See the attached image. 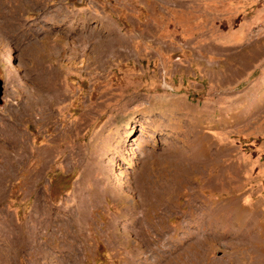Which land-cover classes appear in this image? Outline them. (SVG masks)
<instances>
[{
	"label": "rangeland",
	"instance_id": "1",
	"mask_svg": "<svg viewBox=\"0 0 264 264\" xmlns=\"http://www.w3.org/2000/svg\"><path fill=\"white\" fill-rule=\"evenodd\" d=\"M183 255L264 264V0H0V264Z\"/></svg>",
	"mask_w": 264,
	"mask_h": 264
},
{
	"label": "bare ground",
	"instance_id": "2",
	"mask_svg": "<svg viewBox=\"0 0 264 264\" xmlns=\"http://www.w3.org/2000/svg\"><path fill=\"white\" fill-rule=\"evenodd\" d=\"M102 27V30H101V32H102V34H106V35H112V31H111V29L109 28V27H107V26H105V25H103V26H101ZM9 134H8V136H9V142L11 143V144H13L18 150H20L22 147H23V142L25 141V136L23 135V133H21L20 132V128H19V126H17V125H14V124H11L10 126H9ZM198 140V139H197ZM202 146V145H201ZM199 148V147H198ZM199 150V149H198ZM201 151H203V149H202V147H201ZM201 153V152H200ZM203 160V159H202ZM203 163V162H202ZM38 201V200H37ZM40 201V200H39ZM43 202V201H42ZM237 204V203H236ZM235 205V204H234ZM230 206V205H229ZM236 208H237V206H236ZM46 209V208H45ZM224 209V208H223ZM222 209V210H223ZM58 210V209H57ZM57 210H52V209H48V212L47 213H43L42 215H40V216H38L37 217V219L39 220V224L41 225L40 227L43 229H47L48 227H52V228H55L54 229V231L56 232V234L55 235H57L58 234V232L59 231H61L62 230V228L65 226L64 225V222H66V219H64V216H63V214H61V212H59V211H57ZM44 211V210H43ZM227 211V210H226ZM234 210H232V212H233ZM237 211V210H236ZM236 211H234V212H236ZM246 211V210H245ZM220 212V211H219ZM222 212V211H221ZM239 212V211H238ZM241 212V211H240ZM240 212H239V215H240ZM236 214V213H235ZM39 215V214H38ZM71 215V214H70ZM222 215V214H221ZM238 215V214H237ZM244 214L242 213V216H243ZM247 214L245 213V216H246ZM241 216V215H240ZM240 216H237V217H240ZM241 216V217H242ZM248 220L247 221H245L246 223L244 224V225H246V227H247V225H250L251 226V224H253L252 222H251V224L250 223H248V221H250V219H251V214H248ZM224 217V216H223ZM227 218V217H226ZM236 218V217H235ZM229 219V218H228ZM247 219V218H246ZM37 221V220H36ZM68 221V220H67ZM232 221V220H231ZM235 221H237V220H235ZM241 221V220H240ZM252 221V220H251ZM36 224V223H35ZM239 225V224H238ZM240 226V225H239ZM33 227V226H32ZM40 229V228H39ZM249 229V228H248ZM29 230V229H28ZM37 230V229H36ZM42 231V230H41ZM40 231V232H41ZM45 231V230H44ZM43 232V231H42ZM46 232V231H45ZM30 233H32V230H31V232ZM33 234V233H32ZM31 234V235H32ZM34 234H35V232H34ZM36 234H37V231H36ZM39 234H41V233H39ZM46 234V233H45ZM30 235V234H29ZM42 235V234H41ZM35 236V235H34ZM31 237H33V236H31ZM36 237V236H35ZM46 237V236H45ZM34 238V237H33ZM61 238V237H60ZM43 240H45L46 241V239H43ZM59 242V241H58ZM55 248H62V245H59L57 242H56V246H55ZM53 249H54V247H53ZM60 250H62V252H63V254L64 255H69L70 257H77L78 255H79V253L71 246V247H64L63 249H60ZM200 253H202V252H200ZM199 253V254H200ZM179 254H180V252H179ZM68 257V256H67ZM179 259L181 260V261H183V263H185V264H187L188 262H189V259L188 258H184V255L182 256V257H180L179 256ZM74 261H75V259H74Z\"/></svg>",
	"mask_w": 264,
	"mask_h": 264
}]
</instances>
